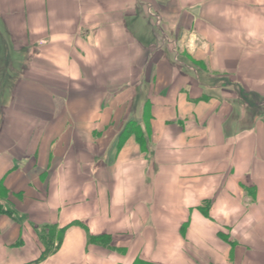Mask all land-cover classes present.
Instances as JSON below:
<instances>
[{"label":"crops","instance_id":"1","mask_svg":"<svg viewBox=\"0 0 264 264\" xmlns=\"http://www.w3.org/2000/svg\"><path fill=\"white\" fill-rule=\"evenodd\" d=\"M5 59L0 264H264V0H0Z\"/></svg>","mask_w":264,"mask_h":264},{"label":"trees","instance_id":"2","mask_svg":"<svg viewBox=\"0 0 264 264\" xmlns=\"http://www.w3.org/2000/svg\"><path fill=\"white\" fill-rule=\"evenodd\" d=\"M4 61L5 60H3V62ZM3 62L0 61V85L2 84L4 87L2 89L0 88V95H3V97H4L5 92H6V94L9 95V93H7V89H11L13 87V85L15 84L16 80L10 76V72L7 69L8 65L6 67H1ZM0 213H5L8 215H11L10 211L4 210L1 205H0ZM47 231H48V233H46ZM42 233L43 234L41 235V240L43 242L45 249H44V252L42 253V256L37 261V263H41V262L45 261L48 257H50L51 255H53L56 252V248L54 247L55 241H54L53 229L44 227L42 230ZM58 241H60V239Z\"/></svg>","mask_w":264,"mask_h":264},{"label":"rangeland","instance_id":"3","mask_svg":"<svg viewBox=\"0 0 264 264\" xmlns=\"http://www.w3.org/2000/svg\"><path fill=\"white\" fill-rule=\"evenodd\" d=\"M3 62V61H1ZM5 62V63H4ZM3 62V64L1 65V67H6L8 65V71L10 72V75L12 74V70H18L17 67L19 66L18 63H13L12 61H8L7 59H5V61ZM12 78H14L13 76H11ZM15 79V78H14ZM12 89H7V93L11 94ZM5 95L8 96V94H6V92L4 93Z\"/></svg>","mask_w":264,"mask_h":264},{"label":"bare ground","instance_id":"4","mask_svg":"<svg viewBox=\"0 0 264 264\" xmlns=\"http://www.w3.org/2000/svg\"><path fill=\"white\" fill-rule=\"evenodd\" d=\"M45 53L48 55H61L62 51L58 48H49L45 51ZM166 186H167L168 193L171 194V184L168 183L166 184Z\"/></svg>","mask_w":264,"mask_h":264}]
</instances>
